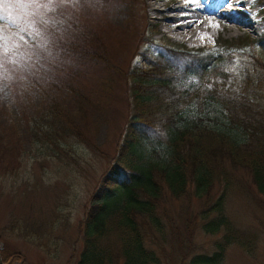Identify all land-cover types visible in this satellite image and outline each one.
Here are the masks:
<instances>
[{
	"label": "rangeland",
	"instance_id": "374dc122",
	"mask_svg": "<svg viewBox=\"0 0 264 264\" xmlns=\"http://www.w3.org/2000/svg\"><path fill=\"white\" fill-rule=\"evenodd\" d=\"M122 5L125 19L117 11ZM137 22L133 33L160 44L131 57L138 37L131 43L122 29ZM147 27L139 0H0V264H78L81 221L133 109L131 73L168 49L227 53L234 86L226 91L241 95L251 120L264 121V86L242 82L246 75L264 82V42L220 35L209 46L190 47L158 39ZM54 98L82 133L45 143L32 120ZM234 174L243 187L229 195L226 213L256 234L257 246L252 254L231 246L224 264H264V201L248 170ZM203 202L163 199L173 227L157 239L161 264L212 251L215 236L187 222Z\"/></svg>",
	"mask_w": 264,
	"mask_h": 264
},
{
	"label": "trees",
	"instance_id": "16d2710c",
	"mask_svg": "<svg viewBox=\"0 0 264 264\" xmlns=\"http://www.w3.org/2000/svg\"><path fill=\"white\" fill-rule=\"evenodd\" d=\"M229 64L221 50L171 48L131 73L133 109L81 221L78 264H161L157 239L173 227L163 199L185 196L204 200L187 222L215 239L211 252L188 251L179 264H224L233 245L255 252L256 234L241 230L226 204L243 187L239 167L264 201V121L226 91L234 86ZM242 82L264 86L248 75ZM32 121L45 143L82 133L55 98Z\"/></svg>",
	"mask_w": 264,
	"mask_h": 264
},
{
	"label": "bare ground",
	"instance_id": "6f19581e",
	"mask_svg": "<svg viewBox=\"0 0 264 264\" xmlns=\"http://www.w3.org/2000/svg\"><path fill=\"white\" fill-rule=\"evenodd\" d=\"M139 1L142 22L158 39L187 44L190 47L209 46L220 35L230 40L245 35L257 42H264V0ZM126 9L127 6L122 5L117 10L122 19H125ZM136 26H139V22L133 28L127 26L122 29L131 43L138 37L131 57L151 51L153 45L160 44L151 34L142 31L138 33L139 29L133 33Z\"/></svg>",
	"mask_w": 264,
	"mask_h": 264
}]
</instances>
